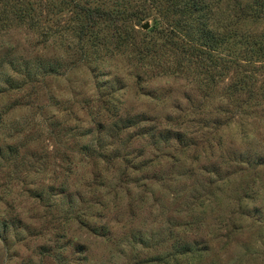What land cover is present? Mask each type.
<instances>
[{
    "label": "rangeland",
    "instance_id": "rangeland-1",
    "mask_svg": "<svg viewBox=\"0 0 264 264\" xmlns=\"http://www.w3.org/2000/svg\"><path fill=\"white\" fill-rule=\"evenodd\" d=\"M235 1L219 23L264 38ZM156 17L0 0V264H264V58L240 104L233 71L163 73Z\"/></svg>",
    "mask_w": 264,
    "mask_h": 264
},
{
    "label": "trees",
    "instance_id": "trees-1",
    "mask_svg": "<svg viewBox=\"0 0 264 264\" xmlns=\"http://www.w3.org/2000/svg\"><path fill=\"white\" fill-rule=\"evenodd\" d=\"M71 1L83 16L81 33L105 20L114 21L118 16L143 20L155 12L159 15L156 19L167 24L164 33L170 36V43L176 48L173 52L175 66L164 68L163 73L182 74L195 66L202 69L205 76L202 83L210 86L228 78L233 71L227 89L237 95V101L245 104L240 94L253 92L250 86L254 84V75L245 67L264 58V38L252 40L249 34L220 24L218 13L222 0H145L141 8L134 10L119 4V0ZM235 2L242 19L264 20V0H247L244 4ZM185 48L191 49L189 55H185ZM145 49L134 51L136 60L154 58L151 49Z\"/></svg>",
    "mask_w": 264,
    "mask_h": 264
}]
</instances>
